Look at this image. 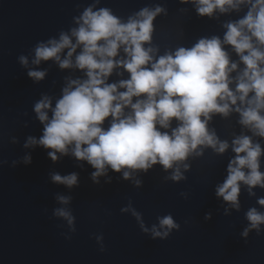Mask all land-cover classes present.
Returning <instances> with one entry per match:
<instances>
[{"label": "clouds", "instance_id": "obj_1", "mask_svg": "<svg viewBox=\"0 0 264 264\" xmlns=\"http://www.w3.org/2000/svg\"><path fill=\"white\" fill-rule=\"evenodd\" d=\"M103 2L90 0L67 30L18 57L36 85L50 75L45 64L71 73L63 77L59 96L42 93L34 102L42 134L25 138L26 152L44 149L53 164L71 158L81 170L86 163L93 169L89 179L94 185L102 179L111 185L114 173L136 189L143 187L141 175L157 167L167 174L165 183L180 184L191 171L190 161L203 159L209 150L215 157L231 152L226 176L214 189L216 199L227 205L224 216L241 211L242 188L264 209V197L255 191L264 190V0H178L191 5L198 18L218 22L222 35L200 36L190 46L163 50L155 37L157 19L168 16L165 7L145 6L121 18ZM179 11L187 14L188 8ZM233 15L238 18L221 20ZM216 117H236L239 133L222 140L212 127ZM10 142L20 143L16 138ZM4 163L0 159V167ZM19 164L30 166L32 156L12 161L13 168ZM49 181L70 192L80 186L76 172L53 171ZM181 196L187 199L186 193ZM54 199L60 207L53 209V218L75 234L73 198L57 193ZM120 211L152 240L164 241L180 231L170 214L158 216L149 228L131 200ZM244 218L241 238L260 235L264 212L251 207ZM204 219L211 221L212 214ZM95 239L104 252L103 236Z\"/></svg>", "mask_w": 264, "mask_h": 264}, {"label": "water", "instance_id": "obj_2", "mask_svg": "<svg viewBox=\"0 0 264 264\" xmlns=\"http://www.w3.org/2000/svg\"><path fill=\"white\" fill-rule=\"evenodd\" d=\"M89 2L0 0V159L6 162L0 167V264H264V228L260 235L251 233L247 240L240 236L247 226L245 212L251 207L264 209L242 188L241 211L226 217L223 210L227 205L215 196V186L226 176L231 152L215 157L209 150L203 159L190 161L191 171L180 184L165 183L167 174L157 167L147 176L141 175L143 187L136 189L114 173H110L111 185L103 179L100 186L94 185L89 179L93 169L86 163L83 170L71 158L53 164L44 149L28 153L23 148L27 136L42 134L32 110L34 102L42 93L59 96L63 77L71 73L45 64L42 67L50 69V75L36 85L18 57L29 55L37 42L67 30L73 16ZM155 4L168 10L167 17L156 21L155 42L162 50L177 44L190 46L200 36L222 35L218 22L198 18L191 5H181L178 0H104L101 6L126 18ZM183 7L188 8L187 14L180 13ZM237 18L233 15L221 20ZM235 120L216 117L212 127L222 140L230 141L232 132L240 131ZM12 138L20 143L13 145ZM261 143L264 146V141ZM26 154L32 156V164L13 168L12 161ZM53 171L78 173L80 186L70 192L52 185L49 173ZM255 191L257 197H264V190ZM57 193L73 198L70 208L76 219L75 234L64 221L52 216L53 209L60 207L54 199ZM181 193H186L187 199ZM129 200L149 228L158 216L170 214L180 231L164 241L152 240L131 215L121 214ZM208 213L212 214L211 221L204 219ZM101 235L104 252L95 239ZM68 236L71 238L66 239Z\"/></svg>", "mask_w": 264, "mask_h": 264}]
</instances>
